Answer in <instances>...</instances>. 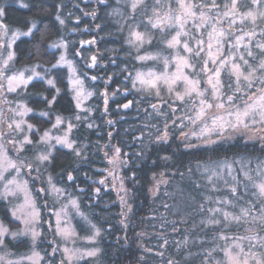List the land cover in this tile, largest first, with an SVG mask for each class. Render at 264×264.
Returning <instances> with one entry per match:
<instances>
[{"label":"trees","instance_id":"obj_1","mask_svg":"<svg viewBox=\"0 0 264 264\" xmlns=\"http://www.w3.org/2000/svg\"><path fill=\"white\" fill-rule=\"evenodd\" d=\"M22 2L29 7L21 8L20 0H0V7L7 10L5 25L22 30H28L33 23L39 27V31L33 29L34 36L22 37L16 42V66L51 67L58 59V50H53L51 44L62 38L79 70L87 74V85L94 92L86 117L75 122L72 134L75 148H56L45 167L57 185L78 199L82 213L101 230L98 255L78 264H167L172 259L179 264H205L207 251L217 245L208 264H223L226 258L220 249L227 248L233 238L254 232L245 231L248 224H233L224 229L222 225L205 227V223L212 217L222 219L225 212L238 214L239 207L249 206V201L254 206L260 205L255 195L246 192L248 180L241 172L246 162L249 161L247 166L254 171L256 161L264 160V139L261 138L264 133L257 135L256 132L260 126L248 131L230 129L205 139L192 138L190 134L195 125L185 119L186 109L192 103L189 106L180 102L171 104L170 98L168 104L156 103V97L133 88L136 73L143 65L137 57L146 49L165 48L161 41L170 35L156 29L155 42L143 51L127 43L132 24L140 22L148 27L151 7L131 13L127 0ZM146 2L151 6L155 0ZM165 2L161 0L167 5ZM260 26L264 29V24ZM193 30V35L199 36L200 32ZM206 31V26L201 29ZM91 64L95 65L91 68ZM88 74L96 80L91 81ZM47 75L54 77V88L50 89L45 80H36L22 94L12 96L25 99L36 112L29 117L38 127L34 138L52 125L55 116L78 113L66 70L54 69ZM225 82L227 91L228 77ZM55 89L60 90L59 94ZM53 96L56 100L51 105L43 102L45 98L52 101ZM129 101L133 102L131 106L124 108ZM153 104L157 105L156 109L151 107ZM44 111L49 115L37 114ZM165 133L166 140L157 139ZM205 140L215 143L206 144ZM116 149H119L118 155ZM226 163L234 166L235 175L229 179L231 185L211 174L213 168ZM32 174L35 177L29 178L30 186L42 211V221L51 223V227H43L47 231L36 248L44 255L42 264L47 261L59 264L56 258L60 252L52 248L58 245V238L50 219L56 203H52L47 193L44 174ZM69 176L73 179H68ZM230 187L237 188L235 195ZM237 196L243 199L237 200ZM228 199L233 203L225 205ZM218 206L221 213L209 211ZM0 220L11 228L21 225L12 219L9 205L2 199ZM218 234L228 239H220ZM22 239L25 242L17 244L6 236L5 248L14 253L29 252L33 248L29 247L30 238ZM184 240L188 241L187 245L181 243ZM248 244L243 242L245 247Z\"/></svg>","mask_w":264,"mask_h":264},{"label":"snow or ice","instance_id":"obj_2","mask_svg":"<svg viewBox=\"0 0 264 264\" xmlns=\"http://www.w3.org/2000/svg\"><path fill=\"white\" fill-rule=\"evenodd\" d=\"M128 7L131 9V13H136L141 8L148 10L149 7L152 9V15L148 18V24L153 29H162L167 27L175 29V35L171 36V39L161 41L167 49L177 50L175 56L160 57V56H138L137 58L144 60H163L162 67L165 69L162 72L149 71L147 73L137 72L135 79L133 80V88H136V81H139L142 88L149 94L157 98L158 103L168 104L167 100L163 99V96H168L171 100L180 102L184 106H187L189 101L192 102L189 111L193 113L191 116H185V119L191 124H197L199 122L202 125V130L199 133H193L199 137L209 135L212 133H223L225 129H231L233 131H248L253 129L255 126L260 127L256 129L257 135L264 133V42H256V31L255 25L258 20H264V0H167L168 11L161 16L160 8L165 7L161 3V0H155L151 6L146 0H127ZM175 4V8L172 5ZM21 8H28L29 5L23 3L20 0ZM215 12L216 16H211L208 13ZM199 13V14H198ZM7 17V10L4 7H0V29H3L5 35L10 30L7 25H4L2 21ZM189 20L198 21L194 25L196 29H203L208 26L206 32H200L199 36L193 35L192 31L186 30V25ZM227 21V28L224 27V22ZM239 21L243 24L245 21L249 22L253 26L251 31H243L241 35L235 36L232 40L233 33H230L228 29H235V25ZM33 29L39 31V27L33 23L26 32H14L11 41L7 42L6 46H11L20 36H34ZM236 31H240L236 29ZM264 34V30H262ZM144 33L132 31L130 36L134 39L128 41L129 44H136L143 46L145 43L151 44L152 40H145ZM245 37L248 38L247 42L244 43ZM231 42V50L226 56L224 54L225 43ZM91 43V42H89ZM244 43V51H240V44ZM258 49L254 52L252 49ZM184 55L181 56L180 52ZM257 56L260 57L259 61L255 63V66L249 62L245 57H250L253 61H256ZM15 58V53H9L7 60L11 61ZM95 61V57H92ZM170 64L175 65L177 71L169 74L167 71ZM7 66V62L5 64ZM56 65H52L55 68ZM185 69L191 70L194 77L190 78L185 73ZM260 75H257V73ZM227 73L228 84L227 91L225 90V83L222 80V75ZM2 75V73H0ZM23 73L19 77H6L7 79V91L14 92L16 89L13 86L14 81L19 80L20 83L27 85L28 81L24 80ZM33 77L39 78L43 81L44 77L39 72L33 71L32 76L28 77V80H32ZM201 78L204 79V87L201 88ZM95 79V77H93ZM259 81L260 86L257 87L255 82ZM46 83L51 88H54L55 81L48 79ZM184 85L182 91H177L178 84ZM234 85V86H233ZM3 87V85H0ZM250 95L245 94L248 90H252ZM57 94L60 90L55 89ZM139 91V89H138ZM231 92V94H228ZM163 93V95H162ZM237 93L242 95L237 96ZM37 95H42L38 93ZM79 95V94H78ZM56 100V96H53L52 101L44 99V103L51 105ZM133 102L129 101L124 104V108L131 106ZM80 105L77 104L76 107ZM153 109L157 108L156 104L151 105ZM170 107V105H169ZM28 111H31L30 109ZM41 116H48L47 111L41 112ZM79 119V116L76 117ZM63 120L59 117L56 119V123L53 127H58ZM19 127V125H17ZM29 130H32L33 126L28 125ZM71 124H69V129ZM167 128V125H165ZM167 133L162 136H158V140H166ZM264 139V136L261 137ZM49 139L48 133L46 132L41 140L45 143ZM57 144H63L67 148L72 149L73 145L68 143L66 140L56 141ZM206 144H214L215 141L205 140ZM32 141L28 138L22 142V145H31ZM2 147V146H0ZM188 147H195V145H188ZM22 151L21 149H17ZM6 155L7 149H4ZM117 155L119 149H116ZM79 155V153H77ZM51 153L43 156H38L37 159L41 162L49 161ZM169 159V157H164ZM3 161L0 160V164ZM16 165L11 162L7 163V168H15ZM6 170V169H5ZM248 171H244L241 167V172L248 181H252V177ZM68 179H73L69 176ZM211 179V177H209ZM165 181H161L164 183ZM9 183H12L11 181ZM7 188V185H5ZM253 187L255 192L253 195L260 201V205L253 206L249 201V206L239 207L238 214L233 213H222V219L215 217L209 218L205 223V227L222 225L224 229L230 228L231 225L237 226L248 224L249 227L245 229L247 232H254L251 236H239L233 238L232 246L220 249L225 256L223 264H264V235H259L260 232H264V179L256 183L253 181ZM23 190V189H19ZM56 191H59L58 189ZM230 191L235 195L237 188L232 187ZM9 194L15 195V192H5L0 194V199H6ZM123 197L121 200L123 201ZM237 200H242V196H237ZM225 203L232 204L233 201L225 200ZM31 202L26 200V205L30 206ZM75 204V202H73ZM203 210V206H201ZM209 211L215 213H221L220 209H210ZM256 212V215H252ZM11 216L19 220L20 217L16 215V212H11ZM59 215V214H57ZM25 220V223H28ZM257 223V228H252L251 224ZM59 235L68 239L72 233L65 228L57 227ZM8 234V229L0 226V249L5 247L4 240ZM99 231H96L89 239H94L99 236ZM12 235V240L17 244L24 243L27 238L31 236V242L29 247H34L36 240L39 237V233L33 229L20 231ZM219 235V234H218ZM220 239H228L225 235H219ZM249 241L248 252H245L244 247L241 246L243 241ZM168 243L167 240L164 241ZM187 245L188 241L184 240L181 242ZM181 243L177 244V248L181 247ZM217 245L211 251H207V255L204 257L205 264H208L209 258L212 257L213 252L217 251ZM258 249L259 255L253 249ZM58 249H54V252ZM150 251V250H149ZM98 250L89 251L81 254L83 255L96 256ZM65 260H71L76 255V251L73 249H64ZM160 255H163L161 252ZM190 255V254H189ZM22 259L31 262V264H38L40 259L38 253L33 252L32 256H24ZM4 257L0 256V261H3ZM6 264H13L12 261H7ZM19 264V261L16 262ZM167 264H179L175 259L168 260Z\"/></svg>","mask_w":264,"mask_h":264},{"label":"rangeland","instance_id":"obj_3","mask_svg":"<svg viewBox=\"0 0 264 264\" xmlns=\"http://www.w3.org/2000/svg\"><path fill=\"white\" fill-rule=\"evenodd\" d=\"M167 3V2H165ZM173 8H175V4L172 5ZM168 11L167 6L160 8V15L163 16ZM199 14V13H198ZM210 14H217L215 12H209ZM152 15V11L149 14L148 18ZM147 18V19H148ZM2 23L5 25L4 21ZM198 23V21L195 20H189L186 25V30L192 31V33L195 31L193 30L194 25ZM260 24H264V20H258L255 25V31H256V42H264V34H262ZM191 26V27H190ZM144 26L140 22H136L131 25V27L128 30L127 33V43L130 39H134L130 36V32L136 31L140 33H144L145 40L151 39L152 43H154V31L156 29L151 28V26L148 24ZM207 30L208 26L206 25ZM224 27L227 28V21L224 22ZM10 30L8 31L7 35H5L3 29H0V85H3V87H0V160L3 161L2 164H0V194H3L5 192L12 193L15 192V195L9 194L6 199H2L6 201L9 205L10 213L16 212V215L20 217L19 220H16L12 217L13 220L20 222V227L18 228H11L6 223L2 222L0 220V226L8 229V234L6 236H10L12 238L11 234H15L20 231H25L28 229H33L35 232L39 233V237L35 242L34 247L29 251L25 253H14L7 250L5 247L3 249H0V256L4 257L3 261H0V264H6L7 261H12L13 264H16L17 261H19V264H31V262L22 259L24 256H32L33 252L38 253L40 259L38 261V264H42L44 255L36 248L41 236L45 234L46 227L50 226V221H42V211L40 210L39 206L37 205V199L35 198L33 191L30 186V179L31 176L34 174L42 172L43 179L46 183V189L47 193L51 197L52 203L55 204L53 208L51 209L52 213L50 215V219L53 222L52 223V229L57 235L58 238V245L52 246L53 249H58L57 251L60 252V256L56 258V260L60 261L59 264H78L82 260L95 258L100 249L98 246V239L101 234V230L87 217L85 216L79 206V201L75 196H71L69 193L65 191L62 187L57 185L55 181L53 180V177L50 175L49 172L45 169L47 167L49 161L41 162L37 159L38 156H43L51 153V157L54 154L56 148H67L63 144H57V139L59 140H66L68 143H71L73 145V148L76 146V142L72 138V134L75 128V122L83 119L85 116V111H89V105L88 103L93 98L94 92L90 89V87L87 85L86 75L82 73L79 70V67L76 63V61L70 56L68 51V44L65 40L62 38L56 39L52 44L51 48L53 50H58V59L53 64L56 65L55 68L51 67H43L41 64H34L30 66H25L18 68L16 66L15 58L11 61L7 60V57L9 53L14 52L15 53V44L18 40H20L22 37L27 36H20L18 40L14 44H11V46H6L7 42L11 41L13 36L12 34L14 32H26L27 30H22L19 28H11L8 27ZM150 28V29H149ZM236 29H239L240 31H236V29H233L231 31L228 29L230 33H233V36L231 37L232 40L235 39V36L241 35L243 31H251L253 30V26L245 21L243 24H241L239 21H237L235 25ZM153 29V30H151ZM160 32H169L170 35L168 39H171L172 35H175V29H170L167 27H163L162 29H157ZM199 32H201V29H197ZM248 40L247 37H245L244 43H246ZM83 42L81 41V44ZM244 43L240 44V51H244ZM129 44V43H128ZM131 47L139 50L144 49L146 46H149L151 44L145 43L143 46H139L136 44H129ZM224 47V54L227 56L231 50V42L225 43L223 45ZM166 48V47H165ZM162 47V49L153 48L154 50L146 49V51H143L140 53V56H160V57H169V56H175L177 50H171L165 49ZM145 50V49H144ZM254 52H257L258 49L253 48ZM180 55L183 56L184 53L181 51ZM249 60L253 66H255V63L259 61L260 57L257 56L256 61H253L250 57H245ZM7 62V66H5ZM141 68L138 72L147 73L149 71L154 72H162L165 69L162 67L163 60H141ZM147 63V65H145ZM95 64H91L89 67H93ZM62 68L66 70L67 78H68V85L69 89L71 91V94L73 96V99L75 101V105L79 104V107H76L78 110V113L75 116H55L52 125L43 130L42 132L37 135V138H34V132H37L38 127L30 121L29 117L36 112L29 107L27 104V101L23 98H17L12 96H17L22 94L25 88H27L28 85H30L33 81L40 80L39 78L33 77L32 80H28L29 76H32L33 71L41 73V75L44 77L43 80L47 81L48 79H54V77L49 76L47 74H50L51 71L54 69ZM167 71L169 74L174 73L177 71V68L175 65L170 64ZM23 73V79L27 80V85L20 83L19 80L14 81L13 86L15 87L14 92L7 91V79L6 77H19L20 74ZM185 73L189 75L190 78H196L194 77L191 70L185 69ZM91 81H95L93 77L90 74ZM257 75H260L258 72ZM227 73H224L222 75V80L226 84L225 80L227 78ZM56 84V82H55ZM256 86L259 87L260 83L259 81L255 82ZM204 85V79L201 78V85L200 87L203 88ZM234 86V85H233ZM136 87L140 90L145 91L142 86L140 85L139 81H136ZM184 85L182 83L178 84L177 91H182ZM226 87V86H225ZM254 89V88H253ZM255 90V89H254ZM252 90V91H254ZM146 92V91H145ZM251 90H248L245 95H250ZM79 94V95H78ZM228 94H230L228 92ZM163 95V93H162ZM153 96V95H152ZM155 97V96H154ZM168 96L164 95L163 99L168 100ZM156 103H158V100H155ZM176 103V101L171 102ZM192 102L189 101L187 103V106H189ZM192 106V105H191ZM188 107L187 110V116L193 115L192 112L189 111ZM31 111H28V110ZM41 112H37V114L40 116ZM79 116V119H76V117ZM57 117L61 118L63 120V123H61L58 127H53V125L56 123ZM69 124H71V128L69 129ZM19 125V127H17ZM28 125H32V130H29ZM193 130L191 131L190 136L192 138H198L197 135H193V133H199L202 130V125L197 122ZM259 126V125H257ZM256 126V127H257ZM230 129H225V131ZM48 133L49 139L45 143L41 140V137H44L45 133ZM223 132V133H224ZM218 134L222 133H212L209 135H205L203 137H199L198 139H205L208 137H213ZM25 138H28L32 141L31 145H22V142L25 140ZM23 146L22 151H18L17 149H21ZM72 148V149H73ZM4 149H7V153L5 155ZM50 157V159H51ZM11 162L12 164L16 165V167L13 168H7V163ZM249 162V161H248ZM246 162V168L245 171L249 170V163ZM250 166V165H249ZM30 167L32 170H30ZM6 169V170H5ZM29 171V172H28ZM28 172V174H27ZM31 173V175H29ZM211 174L218 178V180L222 179L221 182L231 185L229 179L234 177V166L230 164H223L219 167L213 168L211 171ZM249 175L252 177V181H248V185H246L247 191L253 194L255 192V188L253 187V181L258 183L260 180L264 179V160L256 161L254 171H250ZM33 177H35L33 175ZM30 178V179H29ZM12 183H9V182ZM7 185V188L5 187ZM232 188V187H230ZM19 189H23L22 191ZM59 191H56V190ZM253 189V190H252ZM26 200L30 201L31 204L26 205ZM229 200V199H228ZM75 202V204H73ZM224 204L227 205L224 201ZM253 206L255 203L252 204ZM217 209L221 208L218 206ZM222 211V210H221ZM59 214V215H57ZM256 212H253L252 215H256ZM25 220H28V223H25ZM65 228L69 232L72 233V235L65 239L63 236L59 235L57 232V227ZM257 223H252L251 227H255ZM45 229H44V228ZM96 231H99V236H96L94 239H89ZM255 234V233H254ZM254 234H250L254 235ZM259 235H264L259 234ZM31 240V236H29ZM249 243V241L245 240ZM243 241V242H245ZM243 242L242 245L243 246ZM50 244V243H48ZM249 245V244H248ZM248 245L243 246L245 252H248ZM229 246H232V243H230ZM228 246V247H229ZM73 249L76 251V255L71 258V260H65V253L64 249ZM98 250L96 256H87L83 255L82 258H79L81 254ZM56 251V252H57ZM253 251L257 252V255H259L258 249H253ZM46 264H54L52 261H47Z\"/></svg>","mask_w":264,"mask_h":264},{"label":"water","instance_id":"obj_4","mask_svg":"<svg viewBox=\"0 0 264 264\" xmlns=\"http://www.w3.org/2000/svg\"><path fill=\"white\" fill-rule=\"evenodd\" d=\"M231 31H233V29H230Z\"/></svg>","mask_w":264,"mask_h":264}]
</instances>
